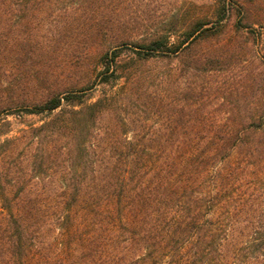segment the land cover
<instances>
[{"label":"trees","instance_id":"16d2710c","mask_svg":"<svg viewBox=\"0 0 264 264\" xmlns=\"http://www.w3.org/2000/svg\"><path fill=\"white\" fill-rule=\"evenodd\" d=\"M56 1L0 0V125L16 112L45 114L29 128L30 137L65 134L63 144L44 147L52 155L49 207L40 199L31 233L27 212L16 207L8 213L0 264H264V219L256 221L247 246L241 245L239 203L232 215L236 226L229 225L228 178L241 173L227 162L241 134L227 133L225 121L207 116L177 118L167 131L131 135L115 127L125 125L124 118L103 121L142 77L139 63L177 56L208 28L199 22L176 42H137L129 49L132 65L124 69L125 44L89 47L91 68L83 81L59 87L49 72L40 74L31 85L41 90L28 98L20 84L37 69L25 67L19 75L27 56L49 54L54 43L79 34L68 21L80 15L54 7ZM24 201L20 197L18 204ZM5 218L0 212V225Z\"/></svg>","mask_w":264,"mask_h":264},{"label":"rangeland","instance_id":"374dc122","mask_svg":"<svg viewBox=\"0 0 264 264\" xmlns=\"http://www.w3.org/2000/svg\"><path fill=\"white\" fill-rule=\"evenodd\" d=\"M60 6L80 15L79 20L71 16L68 21L79 34L54 43L49 54L34 51L27 56L19 75L23 77L27 68L37 69L30 82L20 84L19 90L28 98L41 90L31 85L40 74L49 72V81L59 87L72 79L83 81L91 68L85 57L89 47L101 50L125 44L119 63L124 69L132 65L129 49L137 42L154 37L176 42L199 22L208 28L177 56L139 63L142 77L127 96L116 100L111 113H104L103 121L124 118L126 124L115 127L131 135L167 131L173 119L207 116L225 121L227 133L241 134L227 162L241 173L239 179L233 174L228 178L227 208L232 230L236 226L232 215L239 203L238 224L245 231L241 245L247 246L256 221L264 219V0H57L54 7ZM7 119L8 125H0V212L6 216L0 238L16 207L27 212L30 233L37 227L39 201L44 199L47 210L51 197L52 155L45 154L44 147L49 145L51 150V143L65 141L62 131L30 137L29 128L40 125L45 114L21 111ZM20 197L24 204H18Z\"/></svg>","mask_w":264,"mask_h":264}]
</instances>
